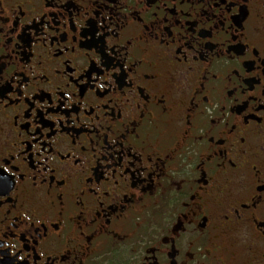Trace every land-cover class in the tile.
<instances>
[{"label": "flooded vegetation", "instance_id": "flooded-vegetation-1", "mask_svg": "<svg viewBox=\"0 0 264 264\" xmlns=\"http://www.w3.org/2000/svg\"><path fill=\"white\" fill-rule=\"evenodd\" d=\"M215 5L0 0V264H264V0H236L226 24ZM209 129L228 143L197 139ZM218 146L182 192L173 178ZM192 189L195 225L173 209Z\"/></svg>", "mask_w": 264, "mask_h": 264}, {"label": "snow or ice", "instance_id": "snow-or-ice-1", "mask_svg": "<svg viewBox=\"0 0 264 264\" xmlns=\"http://www.w3.org/2000/svg\"><path fill=\"white\" fill-rule=\"evenodd\" d=\"M115 3H119V0H114ZM194 2H200V0H194ZM204 2H206V0H204ZM156 3V0H146V4L148 7H150L152 4ZM236 0H216V7L220 8V12L217 14V20L219 24H226L227 23V13L231 12L232 7L235 5ZM221 5H226V7H221ZM146 10V9H145ZM134 16L140 17V13L137 10H133L132 13ZM141 21L142 17H141ZM158 23H163V19H159L157 21ZM128 23V18L125 17V24L124 26H127ZM146 30L151 31V29L154 27L153 24H145ZM228 31H233L232 29H225ZM116 35H119V31H117L115 33ZM155 34V33H153ZM204 34V33H202ZM235 34V33H234ZM194 39V38H193ZM133 43V37H128L126 44L130 45ZM165 43H167V41H165ZM218 47V45H217ZM101 51H104L103 47L101 48ZM230 51V50H229ZM223 53H217V55H222ZM187 54L185 53V56ZM233 59H235V57H232ZM135 63V62H134ZM121 67H123V65H121ZM234 72L236 73V75H240V73L238 72V70L234 69ZM2 75H3V69L0 68V79H2ZM147 75V74H146ZM215 75V74H214ZM154 78V77H152ZM231 77L229 76V79ZM246 91V89H245ZM0 94H2V90H0ZM205 100L208 99L207 95H205L204 97ZM249 102H251V100L253 99H257V97L255 95H253L250 98H246ZM161 103H164V100L161 99L160 100ZM199 105H197L198 107ZM259 108H264V100L259 101L258 106H257V111L259 110ZM164 111L167 112L168 108L167 106H165ZM247 118H245L246 120ZM189 124H191V119H189L188 121ZM212 123H218V119L213 117L212 118ZM127 126V125H126ZM232 129H234L235 127H238V125H232L231 126ZM130 131H133L135 133V135L137 136V138H140V133L138 131H136L135 129H130ZM162 135V133H161ZM207 136V138L214 144H218V145H226L228 143L227 138L223 135H221L220 139L217 140V137L212 133L211 129H209L205 134L202 135H198L197 139L199 140H204L205 137ZM125 139L127 138V136L125 135L124 137ZM145 139H147L148 142V146L152 147L153 151L151 153L148 154L147 159L148 161H151L153 158V154L156 153L158 151L157 145L160 143V137L159 135L155 137V139L151 138V133H148L147 136L145 137ZM241 139H244V137H241ZM242 152L246 151V149H241ZM216 155H224L227 156L228 155V150L225 147H216L213 151L211 152H206L199 161H195L192 162L188 165L185 166V170L188 172L187 175L185 176H181L179 177V179L177 180L176 178H173V183L177 184V187L181 188V191L183 192V187L182 185L185 183H189L191 184V177H190V169L193 167H198L200 169H205V165L207 163V161H210L213 159L214 156ZM172 156H174V153H170L169 154V158L171 159ZM139 158V157H138ZM189 159H191L189 157ZM10 162V161H9ZM142 165H143V172L148 173V178L149 180L152 179V177H154L155 175H157L156 170L152 169L149 172V166L145 165L143 161H141ZM164 161L163 158H161V164L163 165ZM221 167H223V165L221 164ZM4 170V165L2 163H0V171ZM161 174L163 175H168L167 170L164 167H161ZM23 178V174L22 177ZM204 191H207V189H203ZM8 191H10L9 187H6V182L3 180V178H0V197H2L4 194H6ZM165 191H167V188H165ZM200 196V189H192L190 195L185 196V197H181L178 199V201H174L173 203V209L176 211L178 218H185V219H189V221L195 225V220L194 217L199 215L200 212L203 211V203L202 200L203 198L201 197L200 200L197 199V197ZM140 199H143V197L141 196ZM237 214L240 215L239 209H237ZM204 220L207 219V214H205V217L203 218ZM93 223H95V220L92 221ZM183 221L181 220V223ZM108 224H111L112 221L111 219L107 220ZM59 226V225H58ZM102 229H106V226L104 224H102L100 226ZM200 228L204 227L203 222L199 225ZM174 231V230H173ZM190 230L188 227H184V232L188 233ZM192 231H195V228L192 229ZM180 233L176 232L175 236L172 235L171 232H165L164 234H162L161 236V242L164 244H168L170 242L171 247L176 251V253H178L179 251V245L177 244V240L176 237H179ZM193 241H190V243ZM155 246H153L154 248ZM209 254H211V249H208ZM193 258L195 259V253L191 250H188L187 255H185L183 257V261L182 264H188L189 258ZM20 259H24V257H20ZM72 264H76V261L73 260ZM80 264H83V261H80ZM172 264H176V259H175V254H173L172 257Z\"/></svg>", "mask_w": 264, "mask_h": 264}]
</instances>
